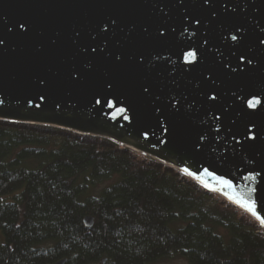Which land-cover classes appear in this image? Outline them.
Masks as SVG:
<instances>
[{"label":"water","instance_id":"water-1","mask_svg":"<svg viewBox=\"0 0 264 264\" xmlns=\"http://www.w3.org/2000/svg\"><path fill=\"white\" fill-rule=\"evenodd\" d=\"M113 19L116 24L105 37L102 27ZM237 27L245 35L239 47L231 40V35L239 36L231 31ZM261 40L264 0H0V120L101 137L185 176L182 169L188 167L199 179L187 177L202 187L207 184L205 189L255 219L221 191L211 189L220 188L215 176L231 179L242 193L255 188L251 199L257 213L264 215ZM92 44L98 45L97 52L86 53L85 47ZM187 52L196 53L195 67L185 61ZM241 54L243 63L238 59ZM116 55L122 64H117ZM141 55L144 62L138 65ZM74 72L80 73L75 80ZM106 80L113 82V88L105 86ZM142 85H149L153 95L146 96ZM213 87L218 91L215 103L204 98ZM98 91L110 93L115 107L94 105ZM41 94L46 97L41 106L30 107L29 101L40 103ZM177 94L186 96L193 107L185 103L183 111L172 116L167 98ZM252 94H258L255 98L262 104L255 112L246 104ZM120 107L128 111L120 114ZM213 111L217 115L223 111L222 123L212 119ZM158 116L178 124L183 135L164 133ZM245 124L257 139L241 141L247 144L242 149L232 136L235 133L240 140ZM201 135L205 139L196 151ZM204 168L213 175H205ZM249 175L256 179L243 178ZM83 224L89 228L93 219L86 216ZM64 263L60 259L49 264Z\"/></svg>","mask_w":264,"mask_h":264},{"label":"trees","instance_id":"trees-1","mask_svg":"<svg viewBox=\"0 0 264 264\" xmlns=\"http://www.w3.org/2000/svg\"><path fill=\"white\" fill-rule=\"evenodd\" d=\"M175 257L264 264V230L220 195L127 147L0 120V264H155Z\"/></svg>","mask_w":264,"mask_h":264},{"label":"snow or ice","instance_id":"snow-or-ice-1","mask_svg":"<svg viewBox=\"0 0 264 264\" xmlns=\"http://www.w3.org/2000/svg\"><path fill=\"white\" fill-rule=\"evenodd\" d=\"M115 24H116V21L114 19L111 21V23H109L107 21L104 23V26L102 27V32H103L105 37H107L109 30L112 29L113 25H115ZM20 27L23 28L24 25L21 24ZM231 31L232 32L235 31V32L239 33V36L236 34L231 35V40L235 41L238 47L243 45L245 42V40H244L245 35L242 34L243 33L242 29L240 27H237L236 29H232ZM145 32H147V29H145ZM77 35H79V34L77 33ZM163 36H164V31H160L159 37H163ZM159 37H157V38L159 39ZM260 43H264V40H261ZM88 49H91L90 53H96L97 49H98V45L92 44V45L86 46L84 51L86 53H89ZM243 58H244V56H243V54H241V56L238 58L239 63H243ZM184 59L192 67H195L196 64L198 63L197 56H196L195 52H187L184 56ZM115 61L117 62V64H122L124 62L121 59L120 55L115 56ZM143 62H144V58L142 55L137 57L138 65H142ZM248 62L251 63V59ZM237 66H239V64ZM78 76H80L79 72L73 73V79L74 80L77 79ZM207 79L209 81H211L213 84L216 83L215 80L211 79V75H208ZM41 83L44 84L45 86L47 85L46 81H41ZM105 86L108 89H111V88H113L114 85H113V82H109V80H106ZM141 87L143 88V93L146 96H152L153 95L152 90L150 91L151 87L149 85H147V86L142 85ZM217 92H218L217 89L215 87H213L212 89H210V92L204 93V98L206 97L205 99L208 102L215 103L217 101V98H218L216 95ZM109 95H110V93H108V92H99L98 91L93 95L92 102L94 105H101V106L107 105L109 108L115 107V104L111 100L108 99ZM256 95H258V94H252V96H253L252 99H246L247 109H251V110H253V112L258 110L257 109L258 105L260 107L262 105L261 100L255 98ZM155 99L157 101H159L160 97L157 96V97H155ZM38 100L40 103H33L32 101H29V106L30 107H40L41 103L46 100V97L43 94H41V95H39ZM167 100H168V102H167L166 107L170 110V114L172 116L179 115L183 111L185 103H188L189 108L193 107V105L187 101V97L184 95H180V94L170 95L167 98ZM117 111L120 114H124L128 111V109H126L125 107H120L117 109ZM156 111H161V109L159 107H157ZM209 111H211V109H209ZM223 114H224L223 111H221L220 115H223ZM206 115H207V113H206ZM220 115H217L216 112L213 111L212 112V119L214 121H220ZM123 119L129 120L128 115H123ZM164 121H168L167 124H164ZM164 121H162L159 116L157 117V123H158V125H163L162 131L164 133H166V134L175 133L177 137H181L183 135V129L178 124H173L172 121L169 120L167 116L164 117ZM220 122L222 123V121H220ZM250 132H252V128H250L247 124H245L244 132L242 133L240 140L236 139L235 133L233 134L232 139L235 141V144L237 146H239L240 148L243 149L245 147V145H247V144L242 143L241 141L254 142L257 139V137L255 135H249ZM218 138H219V134L217 133L216 139H218ZM144 139L147 140V139H149V137L145 134ZM204 139H205L204 135H201L198 138L196 144L194 145V150H196V151L200 150V148L202 147L201 142ZM213 150H215V148H213ZM182 172L185 173L189 177H194L195 179H199V176L195 172L191 171L188 167H184L182 169ZM204 174L208 175V176L213 175V173H211L208 168H204ZM243 178L248 179V180H255L256 179V177L253 175H249V176H246ZM214 179L216 180L217 184L220 185V188L219 189L212 188L211 189L212 191H221L227 197L228 200L232 201L233 203H235L236 205H238L242 209L246 210L253 217H255V219L257 221H259V224L262 227H264V215H259L257 213L256 202L251 199L252 195L254 193H256L255 188L250 189L247 193H242V192H239L237 190V185H235L231 179H226L223 176H215ZM204 187L208 188L209 186L207 184H205Z\"/></svg>","mask_w":264,"mask_h":264},{"label":"rangeland","instance_id":"rangeland-1","mask_svg":"<svg viewBox=\"0 0 264 264\" xmlns=\"http://www.w3.org/2000/svg\"><path fill=\"white\" fill-rule=\"evenodd\" d=\"M155 264H187L183 258L175 257L169 260H162Z\"/></svg>","mask_w":264,"mask_h":264}]
</instances>
